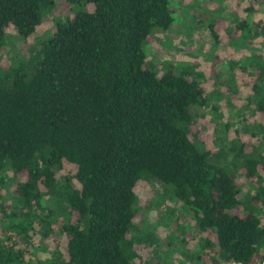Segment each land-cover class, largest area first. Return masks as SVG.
Instances as JSON below:
<instances>
[{
	"label": "trees",
	"instance_id": "trees-1",
	"mask_svg": "<svg viewBox=\"0 0 264 264\" xmlns=\"http://www.w3.org/2000/svg\"><path fill=\"white\" fill-rule=\"evenodd\" d=\"M56 2L0 0V51L8 30L24 42L49 15L70 13L53 20L34 57L0 63V264H138L139 246L161 242L144 213L164 200L190 222L166 242L177 245L179 264H206V254L209 264L263 263L264 21H254L253 5L225 35L233 52L246 53L242 64L211 76L219 97L240 91L234 70L252 78L247 104L223 123L198 63L148 60L150 37L173 24L169 0ZM217 23L206 26L214 47ZM206 107L215 153L193 128V111ZM239 169L255 180L242 199ZM152 183L162 192L145 209ZM160 214L159 225H172ZM40 249L47 258L28 256ZM169 256L155 250L153 260L174 264Z\"/></svg>",
	"mask_w": 264,
	"mask_h": 264
},
{
	"label": "rangeland",
	"instance_id": "rangeland-1",
	"mask_svg": "<svg viewBox=\"0 0 264 264\" xmlns=\"http://www.w3.org/2000/svg\"><path fill=\"white\" fill-rule=\"evenodd\" d=\"M56 1V5L63 2V0ZM169 1L175 10L173 24L171 25L169 31L164 35L157 34L150 37V52L148 60H155L157 65L167 61L172 62L174 65L179 63H198L200 70L206 75V81L203 85L206 94L209 97H211L213 93V95H215V99L213 98V100L209 101V106L217 104L223 112L224 117L222 122H229L235 114H240L236 113L238 110L234 111V109L242 108V106L247 104L246 100L249 96L252 78L240 73L239 70H234V75L238 80V85L241 87L240 91L235 95L226 93L219 97L218 93L221 88L220 86H217V88L213 91L214 87L212 85L213 81L211 80V76H215L214 74H220L222 72L221 69H224L227 65H232V61L236 62V64H242L243 55L246 53H235L228 46L225 38V35L227 34V27L229 24L234 23V20H243V18L246 17V13L244 11L247 4H252L254 7L255 13L252 16L254 21H264V0H259L260 3L258 1L253 3L255 0ZM55 13V15H49L45 22L38 28L37 32L24 42L17 40L14 30H8L7 33L9 34V40L7 41V46L0 51V63L3 66H9L19 59H31L34 57L37 49L39 48V39L50 34L52 31L53 20L55 18L63 20L65 17L70 16V13H68L69 15H65V12L63 13L58 10ZM225 19H227V21ZM212 20L218 22L216 30L220 33V42H222L215 47L213 46V40L210 36L208 28L206 27ZM259 42L260 41H257L256 43ZM15 57L16 60L11 61V58L14 59ZM249 71L252 72L251 69H249ZM193 115L196 117L193 123V128L197 133V139H199L207 149H210L212 153H215L216 148L214 146L215 142L213 133L214 124L212 123L213 121L210 116V107L197 109L193 111ZM248 120L251 122L252 118L249 116ZM233 123H236V125L230 130V136H232L235 129L239 128L238 119H235V122ZM241 139L245 144L248 143L247 136L241 135ZM235 176L236 180L241 185V191L239 194L240 199L245 197L247 194L254 192V179H247L241 169L235 172ZM58 184H60L59 181ZM156 192L160 194L162 191L155 183L150 184L149 187L143 188L144 198H142V202L145 209L151 201L156 200ZM170 211L171 214L169 215ZM160 213H163L162 215L172 217V225H165L168 221L167 219H163L161 225H159L158 222L161 221ZM182 213L185 214L186 211L182 209L179 203L176 201L164 200L161 204L153 206L151 210L146 209L144 219L143 216L138 218L139 222H141L142 219L143 221H146L148 227L153 230V233L156 234L158 240L161 241L155 246H139L137 248L140 255V258L137 261L138 264H143L144 262L147 263L148 261L156 264V260H153V253L155 250L160 251L161 254L164 253V256L165 253L170 252V256L166 258L167 262L170 260V257L173 258L172 260H174V264H179V261L183 260L179 257V251L176 249V244H174L170 250L166 249V242L169 241V239H172V242L178 241L179 225L187 228V225L190 223L188 216H185L184 218L181 217ZM176 221L178 222L176 223ZM46 243L48 245V252H52L55 244L51 241H46ZM196 243L197 242L194 239L191 242V247L198 251L199 246H197ZM64 245L65 242L61 241L60 246L64 247ZM42 252L43 249H40L35 252V254H28V256L34 258L35 260L39 258H47L48 255ZM203 259H205L206 264H209L210 260L208 254L203 256Z\"/></svg>",
	"mask_w": 264,
	"mask_h": 264
},
{
	"label": "built area",
	"instance_id": "built-area-1",
	"mask_svg": "<svg viewBox=\"0 0 264 264\" xmlns=\"http://www.w3.org/2000/svg\"><path fill=\"white\" fill-rule=\"evenodd\" d=\"M229 264V263H228ZM232 264H236V263H232ZM238 264V263H237ZM260 264H264V262L263 263H260Z\"/></svg>",
	"mask_w": 264,
	"mask_h": 264
}]
</instances>
